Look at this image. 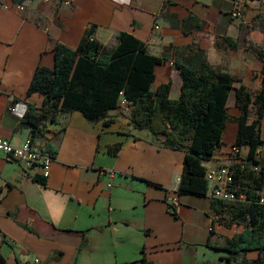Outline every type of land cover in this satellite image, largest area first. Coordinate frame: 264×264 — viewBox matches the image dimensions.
<instances>
[{"label":"crops","instance_id":"1","mask_svg":"<svg viewBox=\"0 0 264 264\" xmlns=\"http://www.w3.org/2000/svg\"><path fill=\"white\" fill-rule=\"evenodd\" d=\"M259 3L264 7V0H73L70 7H60L58 0H0V138L16 147L32 138L24 115L29 104L44 102L41 92L28 93L36 68H53V47L76 49L91 28L108 47L125 32L147 44L150 55L164 58L152 90L171 81L173 100L182 87L176 63L197 51L214 69L238 78L236 89L243 85L256 95L264 64L246 50L245 23ZM239 10L242 16H233ZM191 14L195 18L188 21ZM226 37L238 48L231 49ZM228 109L232 119L223 145L204 163L207 169L238 162L232 152L239 131L235 118L241 115L236 91ZM250 109L252 123L258 115L255 105ZM130 116L131 109L118 108L96 122L80 112L46 120L34 142L55 154L47 177L40 167L27 169L0 151V260L226 264L230 254L212 246L224 245L243 225L217 211L220 206L209 194L180 195L185 153L160 147L148 131L134 128ZM249 151L242 146L240 157L247 158ZM109 170L114 178L104 173ZM247 256L255 259L258 252Z\"/></svg>","mask_w":264,"mask_h":264},{"label":"trees","instance_id":"2","mask_svg":"<svg viewBox=\"0 0 264 264\" xmlns=\"http://www.w3.org/2000/svg\"><path fill=\"white\" fill-rule=\"evenodd\" d=\"M238 13L242 16L241 10L233 16ZM194 18L191 14L188 21ZM117 40L115 47H108L96 39L95 28H91L76 49L60 43L53 47L55 66L39 65L28 90L30 95H44L42 106L29 104L24 115L25 123L33 128L32 138L40 134L46 120L55 121L63 113L80 112L90 122L103 120L120 108L125 98L134 103L130 119L136 130L148 131L160 147L185 153L178 193L206 196L209 183L204 163L211 161L223 145L224 131L232 119L228 101L236 91L241 115L235 118L239 131L233 155L238 162L233 167L239 198L214 203L221 208L215 207L217 211L230 215L232 222L243 225L244 230L224 245L212 247L230 254L224 258L226 264H264V205L259 201L264 191V65L263 86L253 95L243 85L236 89L238 78L214 69L204 52L197 51L176 63L182 87L179 98L173 100L171 81L152 90L155 69L164 58L150 55L147 44L129 33H119ZM224 41L231 49L238 48L232 38ZM258 57L264 64V54ZM251 105L258 115L252 123ZM245 145L250 151L247 158H242L239 150ZM46 152L55 156L50 148ZM170 210L177 217V207L171 204ZM252 251L258 252L257 258L247 256ZM0 264L5 263L0 260ZM143 264L154 262L144 258Z\"/></svg>","mask_w":264,"mask_h":264},{"label":"built area","instance_id":"3","mask_svg":"<svg viewBox=\"0 0 264 264\" xmlns=\"http://www.w3.org/2000/svg\"><path fill=\"white\" fill-rule=\"evenodd\" d=\"M49 3L51 0H43ZM59 6H72L73 0H58ZM8 8L7 6H5ZM22 8V7H21ZM237 16H241L238 13ZM134 103L125 98L121 99L120 108H133ZM0 151L7 155L8 159L19 162L27 169L40 167L43 175H49L51 166L55 160V156L40 148L34 142L33 138H29L22 146L16 147L10 141L0 138ZM236 149L232 152L235 154ZM258 170V168H256ZM110 178H114L115 172L112 170L105 171ZM206 180L209 183L208 194L213 200L223 202H234L238 200L237 186L235 184V169L232 164L224 165L217 168H210L206 171ZM112 187V184L108 185ZM241 198H244L242 195ZM260 203L264 205V191L260 195ZM32 264H41L40 259H35Z\"/></svg>","mask_w":264,"mask_h":264},{"label":"rangeland","instance_id":"4","mask_svg":"<svg viewBox=\"0 0 264 264\" xmlns=\"http://www.w3.org/2000/svg\"><path fill=\"white\" fill-rule=\"evenodd\" d=\"M245 26L246 36L249 39L246 50L256 56L260 53L264 54V7L261 3L256 7V11L248 17Z\"/></svg>","mask_w":264,"mask_h":264}]
</instances>
